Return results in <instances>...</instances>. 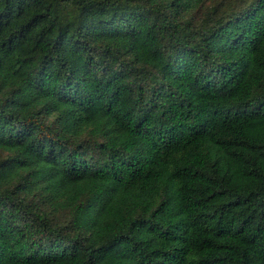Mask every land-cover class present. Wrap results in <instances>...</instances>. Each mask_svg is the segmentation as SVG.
<instances>
[{
  "label": "trees",
  "instance_id": "trees-1",
  "mask_svg": "<svg viewBox=\"0 0 264 264\" xmlns=\"http://www.w3.org/2000/svg\"><path fill=\"white\" fill-rule=\"evenodd\" d=\"M0 264H264V0H0Z\"/></svg>",
  "mask_w": 264,
  "mask_h": 264
}]
</instances>
